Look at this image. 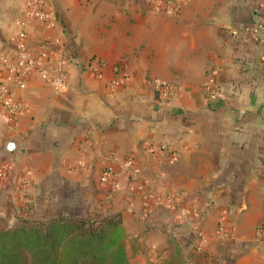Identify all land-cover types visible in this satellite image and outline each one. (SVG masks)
<instances>
[{"label": "crops", "instance_id": "obj_1", "mask_svg": "<svg viewBox=\"0 0 264 264\" xmlns=\"http://www.w3.org/2000/svg\"><path fill=\"white\" fill-rule=\"evenodd\" d=\"M21 2L0 0V57L21 39ZM183 2L50 0L53 19L21 41L63 46L65 85L31 72L15 90L26 110L0 108L4 214L77 200L120 213L129 264H264V44L249 31L263 0Z\"/></svg>", "mask_w": 264, "mask_h": 264}, {"label": "trees", "instance_id": "obj_2", "mask_svg": "<svg viewBox=\"0 0 264 264\" xmlns=\"http://www.w3.org/2000/svg\"><path fill=\"white\" fill-rule=\"evenodd\" d=\"M119 212L24 216L0 222V264H129Z\"/></svg>", "mask_w": 264, "mask_h": 264}, {"label": "built area", "instance_id": "obj_3", "mask_svg": "<svg viewBox=\"0 0 264 264\" xmlns=\"http://www.w3.org/2000/svg\"><path fill=\"white\" fill-rule=\"evenodd\" d=\"M23 17L20 21L18 32L20 40H17L15 46L10 50V54L0 57V108H3L11 116L22 114L26 110L20 98L15 94V90L23 88L27 76L31 72H37L39 77L49 85L55 88H61L65 85L67 74L66 60L64 57V47L58 49L51 48V40H44L40 44L42 53L36 52L26 43H23L22 37L26 34V29L31 26L40 28L48 25L53 19L50 9V0H21ZM183 0H145V5L150 12H176L183 4ZM261 13L256 21L252 23L249 31L256 35L264 44V0L260 4ZM48 53H55L57 58L51 63H41V55L47 56ZM99 75V74H97ZM119 84L123 78L121 67L119 66ZM117 80L112 81L115 84ZM211 80H207V85H211ZM163 90L164 87H163ZM9 164L5 161L0 162V189H4V183L7 181ZM107 170H102L99 176V183L104 184L107 181ZM224 214H219L214 232L217 235L227 236V226L224 221ZM258 240L264 238V230L258 227Z\"/></svg>", "mask_w": 264, "mask_h": 264}, {"label": "rangeland", "instance_id": "obj_4", "mask_svg": "<svg viewBox=\"0 0 264 264\" xmlns=\"http://www.w3.org/2000/svg\"><path fill=\"white\" fill-rule=\"evenodd\" d=\"M86 203L81 202V201H74V210L73 212L76 213H83L84 211H86L87 206L85 205ZM21 209L20 208H16L14 209H9L10 215L7 216L6 214H4V210H0V222L2 224L5 225H14L15 223L18 222L19 219L23 218V213H21Z\"/></svg>", "mask_w": 264, "mask_h": 264}, {"label": "water", "instance_id": "obj_5", "mask_svg": "<svg viewBox=\"0 0 264 264\" xmlns=\"http://www.w3.org/2000/svg\"><path fill=\"white\" fill-rule=\"evenodd\" d=\"M13 148V144L11 142L5 144V150L7 151H11Z\"/></svg>", "mask_w": 264, "mask_h": 264}]
</instances>
